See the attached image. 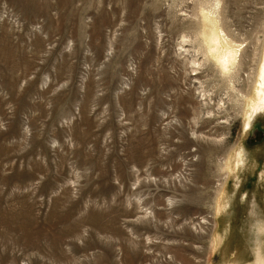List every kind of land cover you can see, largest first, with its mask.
Masks as SVG:
<instances>
[{
	"label": "rangeland",
	"instance_id": "rangeland-1",
	"mask_svg": "<svg viewBox=\"0 0 264 264\" xmlns=\"http://www.w3.org/2000/svg\"><path fill=\"white\" fill-rule=\"evenodd\" d=\"M263 53L264 0H0V264H264Z\"/></svg>",
	"mask_w": 264,
	"mask_h": 264
},
{
	"label": "bare ground",
	"instance_id": "bare-ground-1",
	"mask_svg": "<svg viewBox=\"0 0 264 264\" xmlns=\"http://www.w3.org/2000/svg\"><path fill=\"white\" fill-rule=\"evenodd\" d=\"M205 19H207V21L204 23V37L206 39V43H208L209 51L220 63L222 69L227 70L233 64L236 65V60L239 58L238 50L234 44H232V42L226 38L223 30L212 17H210L208 14H205ZM257 84H255L254 87L256 90L255 96H257L256 101L254 102L251 98L246 101V107H250L251 110L246 108L245 125H249L250 113L257 111L258 108L260 109L264 107V53L262 54L259 65ZM240 158L241 153H237V156L235 155V159L234 155L233 160H230L231 158L228 159L230 162L228 161L227 167L230 169V171H232L233 168L239 164Z\"/></svg>",
	"mask_w": 264,
	"mask_h": 264
}]
</instances>
